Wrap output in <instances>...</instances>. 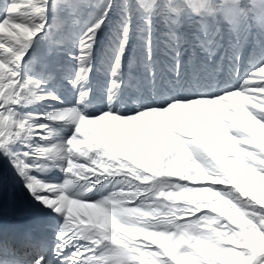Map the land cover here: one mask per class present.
Here are the masks:
<instances>
[{"label": "snow or ice", "instance_id": "obj_1", "mask_svg": "<svg viewBox=\"0 0 264 264\" xmlns=\"http://www.w3.org/2000/svg\"><path fill=\"white\" fill-rule=\"evenodd\" d=\"M0 264H264V0H0Z\"/></svg>", "mask_w": 264, "mask_h": 264}, {"label": "bare ground", "instance_id": "obj_2", "mask_svg": "<svg viewBox=\"0 0 264 264\" xmlns=\"http://www.w3.org/2000/svg\"><path fill=\"white\" fill-rule=\"evenodd\" d=\"M55 175H56V176H59L60 174H59V173H56ZM17 198H18V197H17Z\"/></svg>", "mask_w": 264, "mask_h": 264}]
</instances>
